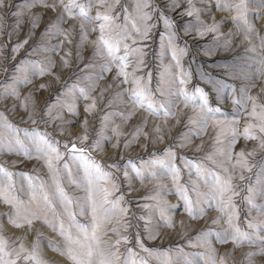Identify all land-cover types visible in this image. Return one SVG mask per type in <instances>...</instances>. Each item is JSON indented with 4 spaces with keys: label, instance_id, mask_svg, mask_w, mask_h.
<instances>
[{
    "label": "snow or ice",
    "instance_id": "snow-or-ice-1",
    "mask_svg": "<svg viewBox=\"0 0 264 264\" xmlns=\"http://www.w3.org/2000/svg\"><path fill=\"white\" fill-rule=\"evenodd\" d=\"M195 3H204V8H197ZM187 0V7L180 9L178 14L188 17L195 16L196 24L188 21L185 25L184 32L191 36L194 32L198 37H204L209 33L214 35V39L219 40L221 37L220 24L225 21L217 22L215 17H211V23L201 19V13H208L211 16V8L214 6L218 10H226L235 12L232 21L237 28L244 33V40L250 45L249 51L257 53L258 67L261 74L264 75V36H259V30L252 25L247 13L249 0H215L214 5L211 0ZM259 4L264 8V0H259ZM40 5L46 9L56 12L60 10L54 19H52L44 28L42 37L51 38L53 36H62L63 40L53 45L34 48L32 51H42L59 53L65 44L72 45V36L74 25L68 28L63 27L68 21L80 18V39L77 46L91 43L95 47L94 56H104L107 59L100 66L101 72L95 75H85L78 77L72 81L71 86L66 82L52 101L45 106V114L51 116V110L57 105L58 100L62 96L72 98V103L61 104L66 107L67 111L74 115H79L75 101L83 99L90 101L84 105L85 113L90 115L96 109L97 97L92 93L96 89L95 83H90L87 87H80L79 80L98 81L104 78V74L110 72L112 67L117 69L114 80H119L117 88L121 85H130L127 88H121L116 92L109 105L115 101H123L125 95L128 96L130 106L127 112H105L101 118V130L97 133V138L91 144L86 142L88 136V118L87 115L83 121L84 131L82 134L75 136L71 140H58L52 133L47 130L41 131L35 129H21L19 126L9 122L3 113H0V150L7 148L8 151H20L23 155L43 161L47 167L49 179L44 180L39 176H31L27 173L20 175L26 176L29 181L28 199L21 198L18 194L13 176L15 173L9 171L0 165V201L12 206V211L6 213L10 223L16 228L32 225L37 220H42L52 230L57 231L63 237L64 246L60 248L53 243L62 255L68 257L72 264H147V260L139 257V253L132 247H127L125 253L120 251L121 245L131 244V235H135L136 243L140 249L152 255L160 251L163 257L161 264H173L167 252L164 250H156L147 248L143 239L139 235V225H133L131 217L135 214L130 213L132 207L123 194L115 195L119 192V177L115 172L105 170L100 161L92 156L91 150H103V140H111L113 137L103 136V131L109 127L110 118L112 116H122L124 123H127L139 109L146 110L148 114L153 116H163L165 118L164 125L167 124V118H175L179 123L178 100L166 99L173 95V85H175V95L182 97L184 106L188 107L191 103L193 107V115L188 118L186 131L179 136L178 147L186 148L191 146L193 137H203L207 134L208 128L211 126L215 131L213 138L214 148L206 154L205 160L210 161L214 167H208L204 161L193 160L184 157V167L187 168L189 177L192 176V170H195L197 180L188 184H181V168L174 163L176 151L171 147L163 149V157L160 154L150 156L149 159L141 158L138 161L127 159L123 165L114 163L108 165L109 169H116L120 172L125 181L128 183V191H133L131 180L132 173L140 179L146 178L159 179L161 175L170 176L175 191L183 201V208L193 219L200 218L206 211L205 204L211 201L216 202V207L220 213L226 217L228 228L223 232H215L211 229L202 231L198 234L197 243L207 247V256L204 264H226L223 257L218 259L217 252L211 247L210 237L213 235L220 243H227L229 239L234 246L243 245L244 243L254 244L259 242L261 245L257 252H249L246 254L248 264H255L254 257H264V236L257 235V231L264 230V219L249 220L247 228L252 232L241 229L238 224L239 210L234 198L239 195L238 185L234 180H245V171H252L253 164L249 162V157L255 155L257 149L254 148L246 154L244 149L234 152L235 145L242 136L245 140H255L258 142L257 147L264 150V103L258 102V97L251 96L245 91V95L241 99H235L234 103L238 107H243L246 124L242 132L239 130V117L237 113L231 120L224 116V111L219 107H210L208 102V93L200 87L189 92L183 87L191 78V73L183 69L180 57L187 54L188 45L180 48L177 41V34L170 31L167 35L166 42L164 37L161 38L162 55L170 50L171 58L175 62L174 65L165 67L161 73L162 84H158L157 89L153 90L151 86V72L144 75H138L144 67H146L144 57L146 56L145 48L147 44L143 41L151 39V32L156 27L158 21H162L166 29H173L175 22L172 17L166 15L162 11L161 5H153L152 0H134L133 9L130 11L127 5L121 6V11L116 12L115 9L120 5V0H86L85 3H79L78 0H25V8L21 12L12 13L13 15H27L31 9ZM98 5L103 11H96L95 15L91 14L93 6ZM180 0H164L163 8L176 10L179 8ZM6 0H0V10L7 8ZM153 14L157 20H153ZM123 15V20L121 16ZM259 15V13H258ZM3 17L0 16V22ZM93 25L89 30L98 31L99 35L96 40L88 41V31L85 30V23ZM38 18L32 19V28H38ZM2 23H0V34H2ZM233 35V33H229ZM250 36H256L259 43H253L249 40ZM11 38L10 36L8 37ZM131 41V43H129ZM27 39L13 45L12 51H17ZM231 41L226 40L224 50H229ZM260 49V52H257ZM123 54H120V53ZM71 51H65L61 58V67H70ZM79 55V53H77ZM55 66V62L50 58L47 60L46 66L41 67L36 61L22 63L17 66V75L14 77L12 84L4 86L0 90V96L7 98L15 96L20 98L19 91L15 84L30 83L28 76L29 67L39 68L38 75L50 72ZM131 66L132 71L128 69ZM91 62L79 68L81 72L86 69L94 68ZM172 67L180 69L179 77L171 72ZM202 78L208 79L205 74ZM58 79V77H57ZM216 87L217 95H220L225 89H233L234 85L225 84L219 78L210 80ZM47 87V85H41ZM112 86L109 85L108 88ZM101 90L99 97L103 99L104 93L108 90ZM79 93V96L76 93ZM159 92L160 99H157ZM260 94L264 95V88L260 90ZM29 97L24 98L22 107L29 109ZM248 104L251 105L250 111ZM198 105V110L195 107ZM13 107H16L13 105ZM34 105L32 112H34ZM219 117H224L220 119ZM59 118L61 123H69L64 121L62 117H55L49 120L41 118L40 123H52ZM32 123L36 120L32 114L29 115ZM147 116L143 118L141 124L137 125L130 134L123 133L121 126L113 127L111 130L116 137V143L113 148L121 150V158L123 159V149L131 147L139 142L141 136L149 137V133L144 129L147 126ZM191 125L192 127H188ZM64 129H61L63 132ZM151 139L141 144L144 149L149 147V143L161 142L164 139L165 130L161 125H154L152 128ZM23 132V138L21 137ZM124 136V143L121 145L119 137ZM26 141L30 142L31 147L26 146ZM176 143V141H174ZM201 145H196L197 151ZM158 166L162 172L154 169ZM201 183L208 188L207 192L200 191ZM66 185H74L78 189H83V197H74L66 191ZM159 190L155 195L142 197L144 200H151L154 203H145L137 205L148 210L144 216H136L137 221L144 220L145 234L149 239H155L159 234L156 228L159 226L154 222L153 214L158 213V220L164 226L174 227V221L170 215V210L178 208L181 205H171L163 199L162 192L168 191L164 185L157 184ZM22 191V189H21ZM195 194V197L189 193ZM256 196L264 199V168L261 169L260 175L257 177L256 185L251 182L247 185V195L245 197L250 209L259 211L261 217H264V205L254 203ZM75 208L78 211H74ZM77 215H89L88 223H80ZM220 218L213 220V223H219ZM134 227L133 234L128 233V229ZM111 234V235H110ZM39 236L27 247L24 243V237H18L17 240H11L4 235L3 225L0 224V264H46L39 252ZM114 237V238H113ZM191 242V241H189ZM197 255L205 256V253ZM185 264H196L194 259H189L188 254H184Z\"/></svg>",
    "mask_w": 264,
    "mask_h": 264
},
{
    "label": "rangeland",
    "instance_id": "rangeland-1",
    "mask_svg": "<svg viewBox=\"0 0 264 264\" xmlns=\"http://www.w3.org/2000/svg\"><path fill=\"white\" fill-rule=\"evenodd\" d=\"M51 2V0H49ZM79 3H85L86 0H78ZM8 4L7 8L0 10V16L3 17L2 22V34H0V90L4 86L10 85L13 82L14 77L17 75V66L25 62L36 61L41 67H45L47 60L50 58L55 62V66L50 72L46 71L43 75H38L39 68L29 67L28 76L30 83H18L14 87L17 88L20 94V98L17 99L15 96H8L4 98L0 96V113H3L7 120L21 129H35L39 128L41 131L47 130L52 133L58 140H71L75 136L82 134L84 131L83 121L85 116L88 118V136L89 140L87 144L97 138V133L101 130V118L105 112H127L129 110L130 102L127 95L123 97V101H115L109 105V101L115 96L116 92L120 91L121 88L130 87V85H121L117 88L119 80H114L116 77L117 69L115 66L112 67L110 72L104 74V78L98 81L79 80L80 87H87L90 83L96 84V89L92 93L93 96L97 97L96 109L90 115L85 113L84 105L90 101L83 99H77L75 101L77 105V111L79 115L67 111L66 107H61V104L72 103V98L68 96H62L56 106L51 110V116L45 114V106L49 101H52L54 97L60 92L67 82L71 86L72 81L77 80L78 77L85 75H95L101 72L100 66L105 63L107 57L94 56L95 47L91 43L84 44L78 47V41L80 39V18L77 17L75 20H69L68 23L64 24L63 27L73 28L72 45L67 44L60 50L59 53L32 51L34 48H39L41 45L48 46L58 43L63 40L62 36H53L51 38L42 37L45 26L55 18L59 9L54 12L51 9H46L40 5L31 9L27 15H13L12 13L21 12L25 8V0H6ZM195 3V0H194ZM214 5L215 0H211ZM153 5H161L162 11L169 17H172L175 22L173 29H166L162 21L156 23V27L151 32V39L143 41L147 44L145 52L147 53L144 57L146 67H144L138 75H144L147 72H151V86L153 90L157 89L158 84H162L161 73L164 72L165 67L168 65H174L175 62L171 58L170 50L162 55L161 53V38L164 37L166 42L167 35L170 31H174L177 34V45L180 48H184L185 44L187 47V54L180 57L181 65L184 70L191 73L190 80L183 85L189 92H192L195 88H203L208 93V102L210 107H219L224 111V116L228 120H231L237 113H240L239 117V130L242 132L243 127L246 124L245 114L243 107H238L235 103V99H241L247 94L258 97V102L264 103V95L260 94V90L264 88V75L261 74L260 68L258 67V56L257 53L249 51V43L244 40L243 31L239 30L236 24L232 21V17L235 12H229L226 10H218L214 6L211 8V16L208 13H201V19L211 23V17L214 16L217 22L225 21L220 24V33L222 34L219 40L214 39L212 33L207 34L204 37H198L193 32L190 35L185 34L184 28L188 21L196 24L195 16L188 17L186 15L178 14L180 9L186 8L187 0H180L179 8L172 10L169 8H163L164 0H152ZM127 5L131 11L134 6V0H120V5L115 9L116 12L121 11V6ZM197 8H204V3H195ZM247 18L249 22L259 30V36H264V8L259 4V0H249L248 3ZM96 11H103L98 5L93 6L91 14L95 15ZM259 13V15H258ZM36 17L39 21V27L32 28V19ZM123 20V15L121 16ZM153 20L156 21L157 17L153 14ZM85 23V30L88 31V41H94L97 39L99 32L90 31L89 29L93 25ZM233 35H229V33ZM11 37L10 39L8 37ZM27 39V43L23 45L17 51H12L13 45ZM231 41L229 50H224L225 41ZM249 40L253 43H259V39L256 36H250ZM131 43V41H129ZM71 51L70 67H61V58L64 56L65 51ZM257 49V52H260ZM79 53V55H77ZM120 54H123L122 52ZM93 63L94 68L86 69L81 72L79 68H82L86 63ZM79 66V68H78ZM132 71L131 66L128 69ZM171 72L179 77L180 69L172 67ZM207 75L208 79L202 78ZM58 77V79H57ZM220 79L225 84L234 85L233 89H225L220 95H217L216 87L210 80ZM41 85H47V87H41ZM111 85V88L108 86ZM108 88L104 93L103 99H100L99 94L102 89ZM77 96L79 93L77 91ZM28 101L29 109L26 110L22 107L25 97H29ZM166 99L178 100V108L176 111L179 115V123L176 122L175 118H167V124L164 125L165 118L161 116H153L148 114L146 110L139 109L136 114L124 123L122 116H112L110 118L109 127L103 131V136L113 137L110 141L103 140V150H91L92 156L96 160L100 161L104 166L105 170H110L116 173L119 177V192L115 195L123 194L125 200L132 205L130 213L135 214L131 217L133 225H139V235L143 239L144 244L147 248L164 250L167 252L168 257L171 258L173 264H185L184 254H188L189 259H194L196 264H204L207 256V247L203 244L197 243L198 234L202 231L211 229L213 233L223 232L228 228L226 223V217L220 213L216 207V202L213 200L210 204H205L206 211L198 219H193L183 208V201L174 189V185L171 181L170 176L161 175L159 179L146 178L144 180L138 179L134 173H132V188L133 191H128V183L125 181L123 175L116 169H109L108 165L118 163L124 164L127 159L138 161L141 158L149 159L150 156L160 154L163 157V149L171 146L176 151V158L174 163L181 168V184H188L190 186L191 181L197 180L195 170H192V176L189 177L188 169L184 167V157L193 160L204 161V163L212 168L214 165L210 161L205 160L206 154L210 153L213 148V138L215 135V129L209 127L207 134L203 137H193L191 146L181 148L177 146L179 136L182 132L186 131V125L188 118L193 115V105L188 104V107L184 106L182 97L175 95V85H173V95L171 97H165ZM157 99H160L159 92H157ZM15 105L16 107H13ZM34 112H32V107ZM198 110V105L195 106ZM251 105L248 104V110L250 111ZM32 114L36 120V123H32L29 119V115ZM62 117L64 121L69 123H61L59 118L55 119L52 123H40L41 118L49 120L55 117ZM147 116V126L144 129L149 133V137L141 136L139 142L133 144L127 149H123V159L121 158V150L113 148L116 137L112 132V128L121 126V131L126 134L133 132L134 128L141 124L143 118ZM224 119V117H219ZM154 125H161L165 130L164 139L161 142L149 143L147 149L142 148L140 145L148 142L152 137V128ZM188 127H192L188 125ZM61 129H64L61 132ZM23 138V132H21ZM121 145L124 143L125 137L122 135L119 137ZM176 141V143H174ZM26 146L31 147L30 142L26 141ZM199 151L196 150V145H201ZM258 142L255 140H245L242 136L239 138L235 145L234 152H239L244 149L246 154L251 152L254 148L257 149L255 155L249 157V162L253 164L252 171H245V180H234L237 184L239 195L234 198L235 203L239 210L238 224L241 229L252 232V229L247 228L249 220H257L261 217L259 211L250 209L245 197L247 195V185L251 182L252 185H256L257 177L260 175L261 169L264 168V150H260L257 147ZM0 165L9 171L15 173L13 181L15 182L18 194L21 198L27 200L29 192V181L26 176L20 175L21 173H27L33 177L39 176L44 180L49 179L47 167L43 161L30 158L25 156L20 151H8L7 148L0 150ZM154 169L158 172H162L158 166H154ZM157 184L164 185L168 191L162 192L163 199L171 205H181L178 208L170 210V215L174 221V227L164 226L162 222L158 220V213L153 214L154 222L159 226L156 231L159 233L155 239L147 238L145 234L144 224L146 221L135 219L136 216H144L148 213L147 209L137 207V205H143L145 203L152 204L154 201L141 199L149 195H155L159 190L155 187ZM22 189V191H21ZM66 191L69 195L74 197H83V189H78L74 185H66ZM201 192H207L208 188L201 183ZM191 196L195 197V194L190 192ZM254 203L264 205V199L256 196L253 200ZM74 211H78L74 206ZM12 211V206L0 201V224L3 225L4 235L9 237L11 240H17L18 237H24V243L27 247L37 239L39 236V252L46 264H72L67 256L62 255L55 247L53 243L63 248L64 240L57 231L52 230L42 220H37L32 225L31 229L28 226L23 228H16L13 226L6 213ZM220 218L219 223H213V220ZM77 220L80 223H88L89 215H77ZM135 231L134 227L128 229L129 234H133ZM111 235V234H110ZM257 235L264 236V230L257 231ZM114 238V237H113ZM211 241V247L217 252L218 259L223 257L226 264H248L246 254L249 252H257L261 245L259 242L254 244L244 243L243 245L234 246L231 239L227 243L218 242L217 238L213 235L209 238ZM191 241V242H189ZM17 240V244H19ZM127 247H132L139 257H143L147 260V264H161L163 259L161 252L157 251L152 255H148L143 252L139 245L136 243L135 235H131V244L121 245L120 251L122 254L125 253ZM198 253H205V256L197 255ZM255 264H264V257L256 256L253 258Z\"/></svg>",
    "mask_w": 264,
    "mask_h": 264
}]
</instances>
